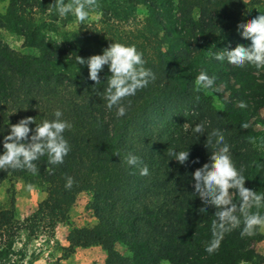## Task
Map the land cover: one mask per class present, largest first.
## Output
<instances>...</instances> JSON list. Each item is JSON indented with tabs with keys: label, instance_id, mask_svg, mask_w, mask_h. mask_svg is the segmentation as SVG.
I'll return each instance as SVG.
<instances>
[{
	"label": "trees",
	"instance_id": "1",
	"mask_svg": "<svg viewBox=\"0 0 264 264\" xmlns=\"http://www.w3.org/2000/svg\"><path fill=\"white\" fill-rule=\"evenodd\" d=\"M53 2L9 0L0 13V29L22 36L29 49L21 54L0 39V141L10 124L25 117L39 124L53 119L57 108L71 124L64 133L70 151L62 164H49L45 155L34 161L36 174L0 169V183L22 180L46 192L37 210L23 220L15 215L14 191L9 207L0 208V264H23L29 241L40 229L54 230L60 223L71 227L62 259L79 247L101 246L105 264H264V254L254 247L264 241L260 228L243 237L236 228L215 252H206L215 208L201 212L205 204L192 193L194 173L214 154L208 134L217 129L230 145L236 167L243 169L245 187L264 193V168L253 167L254 161H264V69L236 67L213 54L250 44L238 28L264 11V2L250 12L245 0H97L98 8L90 13L100 15L98 22L78 23L76 32L64 34L61 28L75 17L58 18ZM113 42L135 45L144 66L156 75L146 88L125 98L127 112L119 118L102 95L111 75L107 66L96 85L87 66L76 63L77 56L102 54ZM201 71L217 78L215 89L195 91ZM241 101L247 107L241 108ZM200 122L208 134L197 140L191 129ZM188 148L185 164L168 154ZM128 153L148 166L147 176L127 165ZM197 159L201 163L193 165ZM69 178L72 185L66 187ZM83 192L92 194L87 207L97 219L93 226L71 222V210ZM259 211L264 214V207Z\"/></svg>",
	"mask_w": 264,
	"mask_h": 264
},
{
	"label": "clouds",
	"instance_id": "2",
	"mask_svg": "<svg viewBox=\"0 0 264 264\" xmlns=\"http://www.w3.org/2000/svg\"><path fill=\"white\" fill-rule=\"evenodd\" d=\"M52 5L58 18L63 19L71 15L81 24L89 19L91 11L98 8L97 0H54ZM238 31L245 40H250V44H240L235 49L213 52L214 58L221 62L227 60L240 68L251 65L257 70L264 69V11H260V14L248 23H241ZM76 63L87 66L88 78L96 85L101 83L99 73L107 66L111 75L107 76V86L102 95L107 108L115 109L117 118L126 115L127 107L123 103L125 98L135 96L138 90L146 88L156 79L155 73L144 66L146 61L143 59V53L138 51L135 45L113 42L103 49L102 54L86 59L77 56ZM195 85L196 92L212 90L216 88L217 78L201 71L195 79ZM196 99L199 100L200 97L197 96ZM130 103L129 101L128 106ZM240 107L245 108L247 105L241 101ZM63 115V111L57 108L53 112V119H45L39 124H36L32 117H25L16 124H10L8 134L0 141V169H22L36 174L38 169L34 161L45 155L49 164H62L70 151V144L64 133L66 129L71 128L70 122L63 119ZM31 124H35V127L30 128ZM248 126L247 123L242 125L244 128ZM191 132L199 140L207 133L205 124L196 123ZM208 147L214 154L209 163L194 173L196 183L192 193L201 197L205 204V207L200 209L201 212L206 213L209 206L215 208V219L211 223L212 239L205 246V251L211 254L220 247L226 233L240 228L242 237L250 236L260 227H264V214L259 211L264 207V193H257L245 187L246 177L243 175V169L236 167L230 145L226 143L219 129L208 134ZM168 154L180 164L190 160L189 148L180 151L170 149ZM125 160L127 165L139 167L140 175L149 174L148 166L143 164L137 155L128 153ZM198 163H201L199 159L192 161L193 165ZM253 167L264 168V161H254ZM71 185L72 180L69 178L66 187ZM28 188L31 189V185H28ZM234 196L238 200L234 199ZM252 208L257 211H251Z\"/></svg>",
	"mask_w": 264,
	"mask_h": 264
},
{
	"label": "rangeland",
	"instance_id": "3",
	"mask_svg": "<svg viewBox=\"0 0 264 264\" xmlns=\"http://www.w3.org/2000/svg\"><path fill=\"white\" fill-rule=\"evenodd\" d=\"M248 2L249 11L258 9L260 4L264 0H245ZM9 0H0V13H4L8 7ZM251 12V11H250ZM144 12L140 13V18H143ZM100 19L98 13H90V21H97ZM78 23L75 21L68 23L62 27V33L65 31L72 33L78 30ZM0 39L3 44L10 46L17 52L24 54L28 53L29 49L25 47L24 38L17 33H14L6 28L0 29ZM57 39L62 40V35H57ZM63 42V41H62ZM261 114L264 116V108L261 109ZM257 128H261L260 124H256ZM14 191L16 203V217L20 220L32 215L38 208V204L46 197V192L42 186L31 185V189L28 188L22 180H10L9 178L3 180L0 183V208L9 207L11 194ZM90 192L81 193L76 203L74 204L70 218L72 225L78 227L93 226L97 223V219L94 217L92 210H89L87 205L91 199ZM69 225L60 223L52 230L48 228L40 229L36 237L32 238L27 244V256L23 264H28V261L36 257L37 259L33 264H61L60 260L64 253L62 241H64L69 233ZM27 231L21 235L22 241L17 244V247L22 246V242L26 240ZM259 242L255 243L254 247L257 248ZM117 249L123 253H127L126 247L123 245H117ZM162 264H170L164 262ZM249 264V263H242Z\"/></svg>",
	"mask_w": 264,
	"mask_h": 264
},
{
	"label": "crops",
	"instance_id": "4",
	"mask_svg": "<svg viewBox=\"0 0 264 264\" xmlns=\"http://www.w3.org/2000/svg\"><path fill=\"white\" fill-rule=\"evenodd\" d=\"M260 230L264 234V227H260ZM68 244L69 242L67 238L64 241H62V246H68ZM257 248H258L257 249L258 252L264 254V241L259 242ZM60 263L61 264H105L106 252L102 249L101 246H92L88 248L79 247L76 249V252L72 256H70L69 258L61 259Z\"/></svg>",
	"mask_w": 264,
	"mask_h": 264
}]
</instances>
